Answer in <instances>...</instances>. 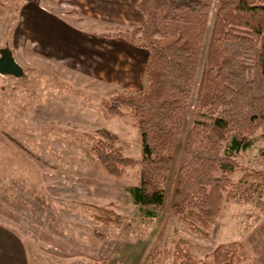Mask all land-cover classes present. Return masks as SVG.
<instances>
[{
  "label": "rangeland",
  "instance_id": "obj_1",
  "mask_svg": "<svg viewBox=\"0 0 264 264\" xmlns=\"http://www.w3.org/2000/svg\"><path fill=\"white\" fill-rule=\"evenodd\" d=\"M87 1L5 0L0 6V56L12 53L23 70L20 76L0 74V219L23 234L29 264H173L171 256L152 255L173 249L180 239L209 264L215 247L232 241L244 245L241 264H264L263 180L240 182L243 172L236 171L234 195L223 202L207 235L191 231L170 212L220 0H213L187 119L155 218L145 217L128 192L139 183L137 170L109 175L85 142L106 128L121 138L125 155L142 157L140 131L131 119L111 115L102 105L112 94L132 90L116 84L129 56L124 39L109 34L133 29L116 11L134 0ZM71 9L78 11L69 15ZM79 38L94 43L76 45ZM133 39L139 42L140 35ZM100 64L108 65L100 72ZM238 161L264 173L263 131ZM86 203L117 211L125 223L96 221Z\"/></svg>",
  "mask_w": 264,
  "mask_h": 264
},
{
  "label": "trees",
  "instance_id": "obj_2",
  "mask_svg": "<svg viewBox=\"0 0 264 264\" xmlns=\"http://www.w3.org/2000/svg\"><path fill=\"white\" fill-rule=\"evenodd\" d=\"M4 4L0 0V6ZM135 5L144 24L108 34L147 49L144 86L112 94L102 105L111 115L131 119L140 131L142 157L125 155L121 138L106 128L97 129L85 142L109 175L120 178L129 168L137 170L139 183L128 192L145 217L155 218L165 201L187 119L213 0H137ZM137 35L139 42L133 39ZM196 107L170 212L191 231L207 235L223 202L234 195L236 171L243 172L240 182L264 181L263 172L248 170L238 161L240 152L253 144V136L264 132V0L219 1ZM85 205L106 226L125 223V217L113 209ZM244 250L237 241L220 243L212 253L214 264H241ZM160 254L173 257V264H209L195 257L185 239L173 249H156L152 258Z\"/></svg>",
  "mask_w": 264,
  "mask_h": 264
},
{
  "label": "crops",
  "instance_id": "obj_3",
  "mask_svg": "<svg viewBox=\"0 0 264 264\" xmlns=\"http://www.w3.org/2000/svg\"><path fill=\"white\" fill-rule=\"evenodd\" d=\"M85 1L88 2L87 0ZM136 2L137 0L130 1L129 3L131 4H129V6H123L116 11L117 13H121L117 19L123 20L126 23L129 21L127 24H130L131 28L140 26L144 23V16L136 7ZM47 6L52 7L53 5L51 6L48 4ZM53 8L56 9L57 6L55 7L54 5ZM71 10L76 11L75 13L78 11L77 9ZM75 13H69V15ZM66 17L69 16L66 15ZM122 39H124L125 43L124 48L128 50L127 55L129 56V60L127 63L121 65L119 73L123 80L116 84L122 82L121 84L129 89L139 90L144 86V68L147 61L148 51L146 48L138 46L125 38ZM79 40L80 38L76 40V45L88 44L89 41H91L92 44L94 43L92 39L87 41L86 38H81V41ZM107 65L108 64H100L97 67L101 72ZM23 237V234H21L13 224L0 219V264H29L30 257Z\"/></svg>",
  "mask_w": 264,
  "mask_h": 264
},
{
  "label": "water",
  "instance_id": "obj_4",
  "mask_svg": "<svg viewBox=\"0 0 264 264\" xmlns=\"http://www.w3.org/2000/svg\"><path fill=\"white\" fill-rule=\"evenodd\" d=\"M22 73V66L12 53L2 52L0 56V74L20 76Z\"/></svg>",
  "mask_w": 264,
  "mask_h": 264
}]
</instances>
